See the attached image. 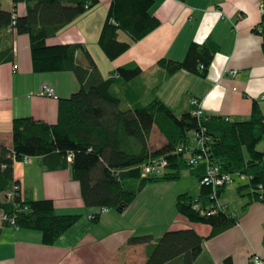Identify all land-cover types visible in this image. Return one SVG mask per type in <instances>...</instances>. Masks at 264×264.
Masks as SVG:
<instances>
[{
  "label": "crops",
  "instance_id": "crops-1",
  "mask_svg": "<svg viewBox=\"0 0 264 264\" xmlns=\"http://www.w3.org/2000/svg\"><path fill=\"white\" fill-rule=\"evenodd\" d=\"M152 2L150 12L159 20V25L137 41L119 29L118 39L130 45L114 59L107 58L98 43L110 0H98L46 42L48 45L81 44L77 61L88 65L86 50L104 77L117 66L141 67L139 76L129 82L118 80L110 88L122 100L121 109L141 106L156 96L179 117L192 109L189 99L196 97L204 115L245 120L249 118L253 102L260 105L264 115L263 40L255 29L261 22L259 0ZM11 8L23 16L27 3L13 2ZM207 38L218 45V51L204 77L184 69L168 75L157 66L160 58L182 60L192 42L202 43ZM12 40L13 59L0 65V147L7 148L12 143L14 118L30 116L54 124L58 117V99L70 96L80 86L71 71L34 72L29 36L13 32ZM43 84L51 85L58 98L41 96ZM151 131L150 159L172 153L174 149L156 125ZM256 148L264 151V140ZM29 158L27 162L17 160L13 164L21 197L25 200L49 198L54 201L58 214H80V218L50 245L42 243L40 232L6 223L0 227V264H145L148 245L129 244L130 237L150 235L151 243H155L168 230L189 227L205 238L195 264H251L250 255L264 258V202L248 203V196L244 198L238 189L236 196L232 187L227 189L234 180L220 190L218 203L235 215L237 221L210 237V225L188 220L176 209L178 194H192V187L179 185L185 175L195 178L198 189L192 195H198L200 185L191 171L176 181L147 184L123 213L108 209L95 222L89 216L98 209L84 205L80 185L72 178L69 167L51 170L45 167L41 157ZM226 194L233 195L231 203Z\"/></svg>",
  "mask_w": 264,
  "mask_h": 264
},
{
  "label": "trees",
  "instance_id": "trees-1",
  "mask_svg": "<svg viewBox=\"0 0 264 264\" xmlns=\"http://www.w3.org/2000/svg\"><path fill=\"white\" fill-rule=\"evenodd\" d=\"M21 1L27 3V12L17 15L12 25V10L2 8L0 0V65L13 59L12 33H25L30 39L34 72L71 71L80 86L70 96L58 99V117L54 124L30 116L12 120L11 146L0 147V195L4 197L0 199V212L6 217L3 225L13 219V227L36 230L42 234V243L50 245L80 218V214H58L54 201L49 198L25 200L21 197L13 164L24 156L41 157L45 167L51 170L69 167L72 178L80 185L84 205L98 209L92 218L95 222L102 207L123 213L147 184L176 181L187 171L193 172L198 182L204 165L190 166L183 152L164 154L168 163L165 170L160 175L142 177L141 166L153 160L148 147L153 125L173 149L189 144L191 133L202 126L211 139V161L220 171L231 173L233 180L234 176L247 179L237 189L248 190L244 193L248 203L264 202V151L256 148L264 140V115L257 102L252 103L249 118L238 121L219 115L197 117L192 114V107L178 117L156 96L141 106L121 109L122 100L110 88L118 80L129 82L139 76L141 67L117 66L104 77L86 50L88 65L77 61L81 44L48 45L46 42L88 9L84 5L87 0H13L15 4ZM89 1L92 7L98 0ZM152 4V0H110L98 41L107 58H116L130 45L118 39L119 29L137 41L159 25V20L150 12ZM262 29L264 51V25ZM217 51L218 45L207 38L202 43L192 42L182 60L160 58L157 66L168 75L184 69L204 77ZM223 187L215 192L217 201ZM9 192L11 197L7 196ZM175 205L177 212L188 220L210 225V237L237 221L235 215L223 208L215 213H200L216 206L211 188L203 185L198 195L178 194ZM128 240L129 244L148 245L145 264H195L205 238L189 227L168 230L155 243H151L150 235H136Z\"/></svg>",
  "mask_w": 264,
  "mask_h": 264
},
{
  "label": "built area",
  "instance_id": "built-area-1",
  "mask_svg": "<svg viewBox=\"0 0 264 264\" xmlns=\"http://www.w3.org/2000/svg\"><path fill=\"white\" fill-rule=\"evenodd\" d=\"M15 4V3H14ZM91 2L87 0L85 2V7L89 8L91 5ZM259 8V14L261 18V22L255 27L256 31L258 33L262 32V26L264 25V0H259L258 4ZM17 12L15 8L12 9V25L15 24L16 21ZM112 23H114L113 20H111ZM14 68L16 66L14 65ZM202 69V66L200 67ZM232 73H235L233 71ZM115 78H117V74L113 75ZM41 96L49 97L52 99H57L58 95L56 92H54V89L51 85L43 84L40 91ZM264 99V96H262ZM189 105L193 108L192 114L197 117H201L204 115L202 107L200 105L199 100L194 97L189 99ZM226 120L229 119L228 117L225 118ZM211 141L210 136L207 134L206 129H204L202 126H199L196 131H193L191 133V142L189 144H180L177 146L172 152H183L187 155V162L190 166H197V165H204V173L201 175V177L198 180V183L200 185L210 187L212 190V198L215 199L216 206L211 208L210 211L206 212L205 210H201V214H210L215 213L218 210H221L222 205L218 203L216 200V191L220 189L222 186L229 185L231 182H233V175L230 173H226L223 171H220L218 166L211 161L210 158V150H209V142ZM69 159L72 158L71 154L68 155ZM30 158L28 156H24L23 161L27 162ZM167 161L164 156L154 158L153 160H149L141 166V175L142 177L148 176V175H160L163 170H165V167L167 166ZM8 197L12 196V192H9L7 194ZM197 207V205H195ZM108 208L102 207L99 210V215H102L103 212H106ZM94 217V214L89 216V219L92 220ZM6 220V217L3 215V213L0 212V227L3 226L2 221ZM9 223H11L12 226H14V220L10 219ZM250 262L251 264H264V258H262L260 255H250Z\"/></svg>",
  "mask_w": 264,
  "mask_h": 264
},
{
  "label": "rangeland",
  "instance_id": "rangeland-1",
  "mask_svg": "<svg viewBox=\"0 0 264 264\" xmlns=\"http://www.w3.org/2000/svg\"><path fill=\"white\" fill-rule=\"evenodd\" d=\"M11 4H13V0H1V6H2V8H6V10H7V9H8V10H11V9H12V8H11ZM86 11H88V9H87ZM84 12H85V11H84ZM258 147H259V146H258ZM234 181H235L234 184H231L230 186H228L227 189H228V188L230 189V187H232V188H233V192H234L235 195L237 196L236 189H237L239 186L245 184L247 181L243 180L242 177L240 178V177H237V176H234ZM179 185H180V186L183 185V186L192 187V188H190V189H192V190H191V193H192V194H194V193L197 191V189H198L195 178H194L192 175H188V174L185 175L183 178H181V180H180V182H179ZM244 190H245V189L242 188V190H241L240 192H242V194H244ZM246 196H247L246 194L243 195L244 198H245ZM225 198H226V199H229V200H230V203H231V201H232V199H233L234 197H233L232 194H231V195H230V194H226V195H225ZM0 199H4L3 195H0ZM232 203H234V202H232Z\"/></svg>",
  "mask_w": 264,
  "mask_h": 264
}]
</instances>
